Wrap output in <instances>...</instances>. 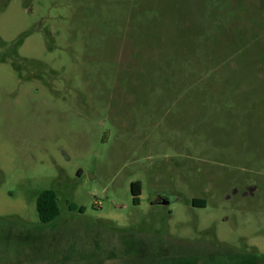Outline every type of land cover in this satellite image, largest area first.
Instances as JSON below:
<instances>
[{
	"label": "rangeland",
	"instance_id": "obj_1",
	"mask_svg": "<svg viewBox=\"0 0 264 264\" xmlns=\"http://www.w3.org/2000/svg\"><path fill=\"white\" fill-rule=\"evenodd\" d=\"M0 264H264V0H0Z\"/></svg>",
	"mask_w": 264,
	"mask_h": 264
},
{
	"label": "trees",
	"instance_id": "obj_2",
	"mask_svg": "<svg viewBox=\"0 0 264 264\" xmlns=\"http://www.w3.org/2000/svg\"><path fill=\"white\" fill-rule=\"evenodd\" d=\"M131 193L133 194L134 203H138L139 195L141 193L139 182L131 183ZM201 203L200 206L205 205V200L194 199L193 203ZM38 219L41 223L47 224L52 222L60 214L58 198L54 190L45 189L41 191L36 197L35 203ZM75 205L71 204L70 209H74Z\"/></svg>",
	"mask_w": 264,
	"mask_h": 264
},
{
	"label": "flooded vegetation",
	"instance_id": "obj_3",
	"mask_svg": "<svg viewBox=\"0 0 264 264\" xmlns=\"http://www.w3.org/2000/svg\"><path fill=\"white\" fill-rule=\"evenodd\" d=\"M160 199H161V197L158 198L157 202H158V201L160 202V201H161ZM138 203H139V201H138ZM192 203H193V202H192ZM136 204H137V203H136ZM198 204L201 205L200 202H199Z\"/></svg>",
	"mask_w": 264,
	"mask_h": 264
}]
</instances>
